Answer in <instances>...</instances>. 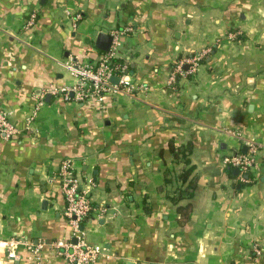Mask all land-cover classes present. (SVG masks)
<instances>
[{"label":"crops","instance_id":"crops-1","mask_svg":"<svg viewBox=\"0 0 264 264\" xmlns=\"http://www.w3.org/2000/svg\"><path fill=\"white\" fill-rule=\"evenodd\" d=\"M99 33L143 89L76 97L65 63H97ZM0 109L20 131L0 138V238L45 245L18 260L0 250V264H68L48 248L77 241L67 159L89 183L94 264H264V0H0ZM247 143L245 183L223 158Z\"/></svg>","mask_w":264,"mask_h":264},{"label":"built area","instance_id":"built-area-1","mask_svg":"<svg viewBox=\"0 0 264 264\" xmlns=\"http://www.w3.org/2000/svg\"><path fill=\"white\" fill-rule=\"evenodd\" d=\"M36 15H31L26 26L32 27L35 23ZM81 19L80 14L72 16V21ZM116 46L112 44L111 49L103 54L99 61L93 63H82L77 60H69L65 63V68L74 76L79 84L74 87L76 97L79 100L90 98L102 101L106 94L110 92H120L126 95H134L135 91L143 89L136 87L130 80L126 66L116 61ZM208 51H203L194 57H189L179 61L168 79V85L173 86L177 82V76H187L197 71L199 62L205 57ZM188 70L185 71L184 67ZM117 77L118 82L112 83L111 79ZM69 92V91H68ZM20 133L19 129L12 123L10 115L5 110L0 109V138L10 140ZM248 151L245 153H234L223 158L224 165L239 171L238 179L241 182H248L247 177L255 168L258 148L254 143H247ZM61 181V191L66 203L64 215L69 225L74 230L77 238L76 243L64 240H57L49 244V249L55 251L63 257L68 264H94L103 254L104 248L99 245H91L83 239L81 226L87 220L92 211V201L90 198L89 183H85L76 173L74 164L67 159L61 163L59 169ZM91 185V184H90ZM24 248L39 255L45 248L44 244L33 245L30 241L22 237H12L9 239L0 238V250H4L9 259H19V249Z\"/></svg>","mask_w":264,"mask_h":264},{"label":"water","instance_id":"water-1","mask_svg":"<svg viewBox=\"0 0 264 264\" xmlns=\"http://www.w3.org/2000/svg\"><path fill=\"white\" fill-rule=\"evenodd\" d=\"M112 43L113 37L111 35L106 33H99L95 41V47L102 52H108L112 47ZM111 81L116 83L118 82V79L112 78ZM234 173L238 174V170H234Z\"/></svg>","mask_w":264,"mask_h":264},{"label":"trees","instance_id":"trees-1","mask_svg":"<svg viewBox=\"0 0 264 264\" xmlns=\"http://www.w3.org/2000/svg\"><path fill=\"white\" fill-rule=\"evenodd\" d=\"M231 173V172H230ZM187 193V192H186ZM190 193V192H189Z\"/></svg>","mask_w":264,"mask_h":264}]
</instances>
